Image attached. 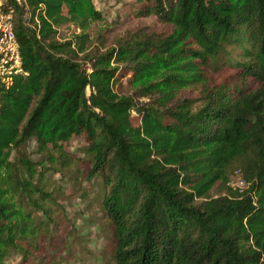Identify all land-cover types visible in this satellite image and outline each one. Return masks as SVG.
<instances>
[{"label": "trees", "instance_id": "obj_1", "mask_svg": "<svg viewBox=\"0 0 264 264\" xmlns=\"http://www.w3.org/2000/svg\"><path fill=\"white\" fill-rule=\"evenodd\" d=\"M2 5L25 74L0 81V264L53 244L42 181L71 167L98 180L106 263L264 264V0Z\"/></svg>", "mask_w": 264, "mask_h": 264}, {"label": "rangeland", "instance_id": "obj_2", "mask_svg": "<svg viewBox=\"0 0 264 264\" xmlns=\"http://www.w3.org/2000/svg\"><path fill=\"white\" fill-rule=\"evenodd\" d=\"M130 1L132 0H93V4L106 16L107 21H122L123 16L130 10ZM92 27L95 30V25ZM71 29L74 28L70 27L66 34ZM82 144L80 137H72L63 148L80 155L77 149ZM24 149L32 160L46 158L45 153L36 151L33 140L27 141ZM43 165L47 166V162ZM81 171L82 167H71L69 171H50L45 174L42 184L46 191L51 192L53 198L50 205L54 210V225L50 231L56 246H53L51 241L45 245L43 243L41 251L34 254L32 264H110L102 257L109 232L107 223L98 209L100 193L94 183L98 180H85ZM74 174L78 179L73 178ZM228 174L231 185L241 186V178L235 164L229 167ZM60 238L66 240V247L62 250L59 249ZM6 261L16 264L18 256L11 254Z\"/></svg>", "mask_w": 264, "mask_h": 264}, {"label": "built area", "instance_id": "obj_3", "mask_svg": "<svg viewBox=\"0 0 264 264\" xmlns=\"http://www.w3.org/2000/svg\"><path fill=\"white\" fill-rule=\"evenodd\" d=\"M25 74L20 65L19 47L13 32V8L3 6L0 0V81L5 85L11 83L12 77ZM242 188L244 183L240 180Z\"/></svg>", "mask_w": 264, "mask_h": 264}]
</instances>
